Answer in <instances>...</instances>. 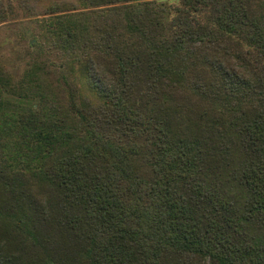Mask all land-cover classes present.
<instances>
[{"label":"trees","instance_id":"16d2710c","mask_svg":"<svg viewBox=\"0 0 264 264\" xmlns=\"http://www.w3.org/2000/svg\"><path fill=\"white\" fill-rule=\"evenodd\" d=\"M83 2L0 69V264H264V0Z\"/></svg>","mask_w":264,"mask_h":264},{"label":"rangeland","instance_id":"374dc122","mask_svg":"<svg viewBox=\"0 0 264 264\" xmlns=\"http://www.w3.org/2000/svg\"><path fill=\"white\" fill-rule=\"evenodd\" d=\"M85 0H0V69L14 75L23 74L31 64L41 62L43 66L50 69H58L57 64L63 63L66 59L64 53L55 45L53 33L47 31V27H43L44 19L49 13L51 7L67 4L85 5ZM164 1V0H158ZM172 4L179 3L180 0H166ZM87 6V5H85ZM49 37V38H48ZM54 63V65H53ZM65 63V62H64ZM53 80L55 76L53 74ZM80 97L86 96L91 105L99 102L87 86L79 82L76 87ZM180 98V107L178 119L182 126L192 123L191 117L193 113L190 108L193 102L185 101ZM223 109V103L220 102ZM101 115L99 114L98 117ZM237 135L234 126L224 129L221 134L219 143L226 144L230 155L225 159H229L227 164L230 167H239L240 154L243 148L232 140V135ZM233 186L229 189L228 198L232 195L236 198L242 197L241 189L233 182ZM233 187V188H232Z\"/></svg>","mask_w":264,"mask_h":264}]
</instances>
